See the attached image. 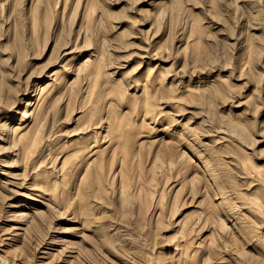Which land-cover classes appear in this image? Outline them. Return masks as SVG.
<instances>
[{"label": "rangeland", "instance_id": "obj_1", "mask_svg": "<svg viewBox=\"0 0 264 264\" xmlns=\"http://www.w3.org/2000/svg\"><path fill=\"white\" fill-rule=\"evenodd\" d=\"M0 264H264V0H0Z\"/></svg>", "mask_w": 264, "mask_h": 264}]
</instances>
